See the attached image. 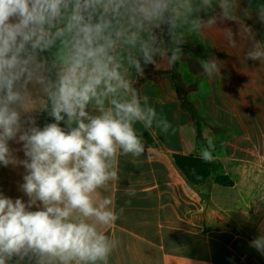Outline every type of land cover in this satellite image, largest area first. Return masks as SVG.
<instances>
[{"label": "clouds", "instance_id": "9594fccd", "mask_svg": "<svg viewBox=\"0 0 264 264\" xmlns=\"http://www.w3.org/2000/svg\"><path fill=\"white\" fill-rule=\"evenodd\" d=\"M253 14L264 24V0H0V165L23 166L28 197L0 194V264H109L120 241L106 230L124 208L101 190L118 179L115 161L145 153L138 123L176 131L137 87L145 68L175 66L186 37L211 30L231 48L248 42L241 62L264 66ZM228 21L236 32L217 27ZM200 65L213 78L224 62ZM41 112L55 122L38 127ZM250 247L264 255V234Z\"/></svg>", "mask_w": 264, "mask_h": 264}, {"label": "crops", "instance_id": "0c3cea01", "mask_svg": "<svg viewBox=\"0 0 264 264\" xmlns=\"http://www.w3.org/2000/svg\"><path fill=\"white\" fill-rule=\"evenodd\" d=\"M247 6L248 0H241V7ZM245 23L257 40H264V24L255 14ZM217 27L238 29L230 21ZM248 47L244 42L231 48L214 30L188 36L181 61L160 70L155 79L139 80L137 87L176 131L164 134L138 123L145 153L120 155L115 161L118 179L101 190L111 196L117 211L124 208L122 217L106 230L120 241L109 264H264V255L250 247L264 234V66L241 62ZM211 57L224 66L220 76L208 78L200 60ZM149 69L157 71L152 65L145 71ZM174 75L184 84L199 122L183 108ZM35 115L40 128L55 122L47 112ZM198 127L206 144V138H212L213 160L221 163L232 186L217 183L213 175L192 184L177 166L178 155L200 157ZM9 146L14 151L22 148L14 141ZM15 155L25 158L23 151ZM24 174L23 166L0 165V194L27 202L20 190ZM126 190L134 195H126Z\"/></svg>", "mask_w": 264, "mask_h": 264}, {"label": "trees", "instance_id": "16d2710c", "mask_svg": "<svg viewBox=\"0 0 264 264\" xmlns=\"http://www.w3.org/2000/svg\"><path fill=\"white\" fill-rule=\"evenodd\" d=\"M162 72L154 71L149 69L145 71V75L140 81L145 79H155L159 74ZM173 81L176 87V91L180 100L183 103V108L189 111L196 122H199V117L196 113V110L191 105V103L187 99V91L185 89L184 84L182 83L181 79L178 76L173 77ZM197 142L198 144L202 145L203 147H207L206 142L201 136L199 127L197 128ZM212 155L213 150L211 149ZM176 163L182 173L187 177V179L192 184H198L204 181L207 177L213 175L214 180L224 186H232L233 181L229 179L224 173L222 169L221 163L213 160L212 162H205L199 156L193 155H178L176 156Z\"/></svg>", "mask_w": 264, "mask_h": 264}]
</instances>
